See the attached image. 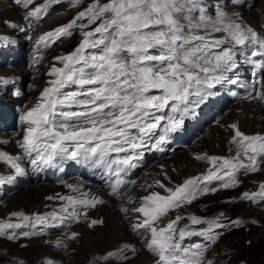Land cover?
I'll list each match as a JSON object with an SVG mask.
<instances>
[{
  "label": "snow or ice",
  "instance_id": "snow-or-ice-1",
  "mask_svg": "<svg viewBox=\"0 0 264 264\" xmlns=\"http://www.w3.org/2000/svg\"><path fill=\"white\" fill-rule=\"evenodd\" d=\"M61 2L12 0L24 11L23 19L30 27ZM73 2L81 5V0ZM244 6L245 0H89L70 22L39 35L37 53L71 37L74 29L80 30L82 40L71 53L54 57L46 73L47 86L34 106L18 116V138L0 141L15 143L18 149L15 154L0 150V162L8 169L0 173V186L12 185L24 176L25 165L37 172L48 168L63 172L64 161L90 164L102 170L108 194L120 201L122 221L143 242L142 250L153 257V264H215L209 250L226 230L242 226L241 219L222 222L219 217L193 214L176 215L162 226L159 221L198 196L238 186L240 173L264 171V134H245L232 123L229 143L235 154L195 156L197 160L206 158L211 168L174 187L156 180L155 186L166 195L148 191L153 184H147L141 185L147 194L134 200L127 189L136 181L126 177L147 152L171 150L172 137L219 87L239 83L235 74L241 59L251 68L253 91L247 98L264 102V32L244 19L238 11ZM4 23L18 28L12 21ZM18 30L32 39L28 29ZM9 44V37L0 34V47ZM39 59L35 58L34 66ZM9 85L13 96L22 95L16 81L0 78V89L7 90ZM164 176L171 182L166 173ZM214 181L219 182L216 187ZM60 183L74 194L46 197L61 203L43 214L11 212L10 217L19 222L0 220V238H32L59 228L61 236L46 243L60 252H74L71 246L82 233L71 230L73 225L84 223L90 230L103 225L90 212L105 201L84 190L82 184ZM241 199L264 202V183L259 192L246 191ZM185 219L190 225L181 226ZM193 237L201 242L188 243ZM137 254L135 244L122 242L88 264H128ZM44 264H57L56 258L46 257Z\"/></svg>",
  "mask_w": 264,
  "mask_h": 264
},
{
  "label": "bare ground",
  "instance_id": "bare-ground-1",
  "mask_svg": "<svg viewBox=\"0 0 264 264\" xmlns=\"http://www.w3.org/2000/svg\"><path fill=\"white\" fill-rule=\"evenodd\" d=\"M255 4L256 1L251 6L245 5L244 7L238 9V11L243 13L244 19L252 26L255 25V23H257L259 20H261V18H264V2L259 5ZM0 9V31H8L10 29V26L6 25L4 21L9 20L17 23L19 9L12 3L11 0L0 1ZM11 36L17 38V36L15 35ZM56 63L57 66H60L58 62ZM50 66L47 67L45 71L42 70L45 74L44 76L47 79L49 78L47 77L46 73L49 70ZM7 72H10L12 74L17 73L18 75L30 74L27 69L25 71L19 72H17L16 69H8ZM43 79L45 80V78ZM40 80L41 76L36 75L31 79V83H35ZM0 92L3 94L5 93L3 89H0ZM26 95L30 97L31 95H33V93H31L30 91H26ZM232 123H237L239 129L245 134H264V108L260 106L257 100L240 101L234 104H229L225 108L223 117H221V119L214 125L206 126L204 129V131L207 129L205 134L204 132L202 133V136L204 135L203 147L206 154L223 156H231L235 154L234 146L230 145L229 143L232 130L228 126ZM192 147H190L187 152L175 153L173 155V158L162 161L161 166H164L163 168L155 163L151 164L152 167H150V169L148 168V166L147 168L149 169V171H146L143 175H141V180H137L136 184L128 190L127 194L131 195L134 200L142 195L147 194L141 188V184H139V181H144V185L153 184V188L149 189L148 191H159L162 195H166L167 193L164 192L163 189L155 186L154 182L156 180L159 179L168 187H174L175 185L182 183L184 179L196 176L197 170L202 164L196 163V161L193 159V156H197L198 152L195 150L196 148L194 149ZM230 148L232 149V151H229ZM0 165L1 167H4L6 170H8L5 164ZM146 169H144L143 172ZM164 173L167 174V177L171 178V182L165 179ZM260 174L262 177L261 181H264V171L260 172ZM83 188L84 190L90 191L92 194L99 195L105 201L103 205L98 206L95 210H92L90 212L92 218H98L104 221L103 225H99L94 228L95 231L93 232L95 233H91V230L88 229L84 223L76 224L71 229L82 233L81 236L87 241V244L85 246L83 245V248L85 249L88 247V250L90 249L95 251L96 253L98 252L99 254H101L115 248L122 242H132L133 244H135L136 248L140 250L141 245H139L140 243L136 242L137 238H130V235L126 233L127 222L122 221L121 213L118 211L120 201H117L112 197L106 195L104 192L95 188L94 185H84ZM66 190L67 188L64 185H48L37 182H31L21 185V187L16 188L14 191L10 192L3 199V201L0 202V220L7 221L10 219H15V217H10V213L17 210H22L28 215L31 213H42L51 204L57 203V201L47 200L46 197L54 195L56 193H60L62 195L66 193ZM128 206L132 207L133 205L129 204ZM92 236L96 240L94 245H92L90 241V237ZM52 237L56 238L58 237V235ZM43 238L47 239L48 237H35V241L30 247L32 250H35L38 255L41 254L39 258L41 262L44 260V258L50 256L55 257L56 261H67V256L53 253L49 249H47V245L44 244L45 240L42 241ZM75 244L76 243L72 244V246H74ZM79 247L81 251L83 248L81 246ZM139 250V260L137 263L149 264L152 259H150V257H148V255L144 253V251ZM42 257H44L43 260Z\"/></svg>",
  "mask_w": 264,
  "mask_h": 264
},
{
  "label": "rangeland",
  "instance_id": "rangeland-1",
  "mask_svg": "<svg viewBox=\"0 0 264 264\" xmlns=\"http://www.w3.org/2000/svg\"><path fill=\"white\" fill-rule=\"evenodd\" d=\"M255 1H256L255 5H259L264 2V0H255ZM41 2H43V0H36V4H40ZM88 3L89 0H81L80 6H77L75 3H73L70 7L68 6L67 8L53 15H49L46 19L43 20L41 24V29H39L36 33L39 34L42 33L43 31L49 30L51 27H54L55 29L58 26L67 24L77 15L78 11H80L81 8L86 6ZM17 8L19 9V13H20L21 9L19 7ZM80 22H86V21H78V23ZM81 40H82V35L80 33V30L74 29L73 35L71 37L63 38L62 41H57L56 44L53 45L52 50L47 55L45 60L42 62V64L40 63L38 65L39 70L34 72L31 77L30 76L27 77L26 80L29 82L31 86L30 89H26L24 91L25 94V107L23 109L24 111L30 108V103L33 102L34 99L38 98V95H40V92L46 86V81L48 79L44 76L45 74L43 73V71H45L47 67H49L52 63H54V57L58 55H66L71 53L78 46ZM36 75L41 76V80L35 83H31V79L34 78ZM43 78H45V80ZM19 86L22 87L21 85ZM26 91H30L31 93H33V95L28 97L26 95ZM214 122L215 121L213 120H209L206 122H201V124L205 128L206 126L211 125ZM202 130L203 129L201 128H198L196 130V132L193 135L192 142L186 144L184 147L180 149L174 150L175 151V152L173 151L174 153H171L165 158L159 159L154 163L161 166L162 161L173 158V155L175 153L187 152L188 149L192 146H193L192 148L194 149L196 148L195 150L198 152V155L206 154L204 152V147H203L204 135L202 136V133L204 132L205 134L207 129L205 131L203 130V132ZM193 157L192 158L196 161V163L202 164L197 170L196 176L201 174H206L207 171L211 168V165L208 164L207 159L205 158L204 160H197L195 159V156ZM150 167H152V165L151 166L149 165L148 168L150 169ZM148 168L142 173V175L146 171L147 172L149 171ZM260 172L249 173L247 175L240 173L238 175V181H239L238 186L228 190L218 188L215 193H208L202 196H198L197 199L194 200L190 205L185 204L181 208L170 210L168 214H166L161 218L159 224L161 226L166 224L170 219H174L176 215H182L184 217H188L190 215L195 214L196 216L207 219L219 217L222 222H226L225 218L228 219L239 218L243 221L242 226L238 228L226 230L225 233L223 234L225 235L227 232L231 230L235 231V234H231L232 240L228 242L227 245L223 246V248L221 249V254H223L224 256V261H226V264H244L246 259L248 261H251L253 264H263L264 203H259V202L252 203L250 201L241 199V194L246 191L252 193L257 190H260V183L263 182L261 181L262 177ZM139 184L144 185V181H139ZM217 185L218 184L215 183L212 184V186L214 187H216ZM3 199L4 196L2 193H0V202H2ZM221 213L224 214L223 217L220 216ZM15 219H10L7 221H11ZM184 224L190 225V221L188 219L181 221V226ZM93 231L95 230L91 229V233H95ZM126 233L130 235V238L133 237L135 239L137 238L130 232V230L128 229V225L126 227ZM241 234H243V237L241 239L242 242L244 243L243 248H240L239 240L233 239L234 238L233 236H237ZM38 236H44V235H38ZM38 236H34L32 238L21 237L18 240H14V241H9L6 238H0V264H19V262L21 261L23 262V264H44L45 258L42 257V260L43 258L44 260L41 262V260H39L41 254L38 255V253H36L35 250H32L30 248L31 245H33V242L35 241L34 238ZM45 237L49 238V236H45ZM90 238L92 239V240L90 239L92 245H94L96 241L95 238L93 236ZM42 241H44V244L47 245L46 246L47 249H49L51 252L67 256V261L65 260L57 261V264H88L89 260H91L94 256L100 255L98 252L96 253L93 250L90 249L88 250V247L85 249L83 248V245L85 246L87 244V241L82 236L74 246H71V248L75 249L74 252L71 249H69L68 252H60L54 247L50 246L48 243H46L48 239L43 238ZM136 242H138V238L136 239ZM138 243H140L139 245H142L143 242L140 241ZM79 246L83 248L81 251ZM140 248H141L140 250L139 249L137 250L141 251L142 247ZM212 249L213 248L209 250V258L213 260L215 264H217L213 258V254L211 252ZM139 253L140 252H138L135 258L129 260L128 264H136L139 260ZM144 253H146L148 257H150V259H152L153 261V257L151 255H149L145 251Z\"/></svg>",
  "mask_w": 264,
  "mask_h": 264
},
{
  "label": "trees",
  "instance_id": "trees-1",
  "mask_svg": "<svg viewBox=\"0 0 264 264\" xmlns=\"http://www.w3.org/2000/svg\"><path fill=\"white\" fill-rule=\"evenodd\" d=\"M231 234H235V231L231 230V231L227 232L225 235H223L221 238H219L217 243L212 247L213 249L211 250V252H212L213 258L217 264H226V261H224V256H223V254H221V249L223 248V246L227 245V243L232 240ZM233 237H234L233 239L239 240L240 248H243L244 243L241 240L243 237V234L233 236ZM244 264H253V263L251 261H248L245 259ZM263 264H264V261H263Z\"/></svg>",
  "mask_w": 264,
  "mask_h": 264
}]
</instances>
